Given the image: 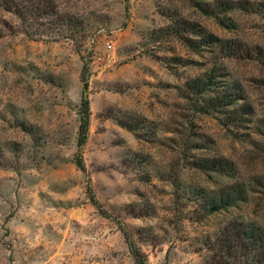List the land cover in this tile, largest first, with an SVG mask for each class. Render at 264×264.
Listing matches in <instances>:
<instances>
[{"label": "rangeland", "instance_id": "1", "mask_svg": "<svg viewBox=\"0 0 264 264\" xmlns=\"http://www.w3.org/2000/svg\"><path fill=\"white\" fill-rule=\"evenodd\" d=\"M20 1L42 13L0 8V264H135L120 224L148 264H264V242L226 234L264 236V0L219 19L190 0ZM230 92L251 112L233 123L205 110Z\"/></svg>", "mask_w": 264, "mask_h": 264}, {"label": "trees", "instance_id": "2", "mask_svg": "<svg viewBox=\"0 0 264 264\" xmlns=\"http://www.w3.org/2000/svg\"><path fill=\"white\" fill-rule=\"evenodd\" d=\"M31 1V0H30ZM126 2V9H129V0H125ZM193 6L197 7L200 9L202 12H204L207 15H210L211 17H214L216 19H219L220 17H223L224 14H226L229 10L233 8L239 7V3L233 1V0H199V1H194L190 0ZM23 2L20 0H0V8H3L8 11H12L16 16H18L20 19H25L27 20V15L32 17V16H40L42 13L41 10V5L40 3H33L32 1V7L29 5V8L27 10V15H24V6L22 5ZM44 5V4H43ZM50 5V4H49ZM228 14L225 15V17ZM72 19V18H71ZM25 20V21H26ZM70 20V19H68ZM177 21V26H175V32L178 34L181 31H191L194 29V23L192 24L189 22L187 17H181L179 19H176ZM70 25H72V22L70 20ZM221 49H224L227 52H229L231 49H234L231 46H226V44H221L220 46ZM234 51V50H232ZM88 70L87 63L84 64V69H83V80H84V85H83V90H82V99H81V106H80V135L78 139V145L81 147L82 144L85 142L86 137H87V132H88V126H89V120H90V104H89V99L86 94V90L88 87V82L85 77V72ZM195 87H199L196 84L194 85ZM193 87V86H192ZM201 89V90H200ZM203 89L205 88H198V91L200 93H203ZM227 99H230V102H227ZM242 99L241 96H235L233 92H230L228 94L226 93H221V95L216 96L213 98V101H211L209 104L206 103L205 110L208 111L207 109H214L217 111H222L223 109H226L229 113V118L231 119V122H235L237 119H241V117H244L245 114L249 115L251 112L246 109L245 106L247 104H243L245 109L238 108V106L234 108H230L233 103L236 101H239ZM227 102V103H226ZM78 165L82 170H85V165L82 160V157L79 155L78 157ZM264 185V184H263ZM232 186V187H231ZM228 189L227 192H224L223 194H218L214 201L209 204V211L213 212L216 210H219L222 207H225L226 205L231 204L233 199H237L236 197V192L240 193L241 195L243 194V189H240L238 186L235 184H232ZM91 200L94 203V205L102 212L106 213L104 210H102L101 206L98 204V200L94 194L91 195ZM121 231L124 234L125 240L128 243L129 250L132 254V257L134 259L135 264H148L147 263V256L145 252L141 249V247L137 244L135 241L134 237L132 236L130 230L124 225L120 224L119 225ZM232 231V230H231ZM228 231L227 237L228 239L233 237L238 242L236 243H231L232 240L229 239L227 242L228 247L232 248L235 250L234 252H240V253H247L249 249H255L257 247V241H262L264 242V236H262L260 233L258 235L255 234L253 231H246V230H233V232ZM233 234V236L231 235ZM238 238V239H237ZM234 247V248H233ZM239 247V248H238ZM257 249V248H256ZM255 253H258V250L254 251Z\"/></svg>", "mask_w": 264, "mask_h": 264}]
</instances>
